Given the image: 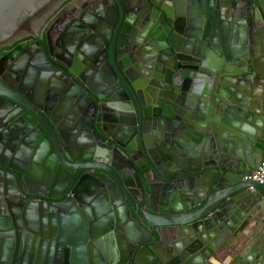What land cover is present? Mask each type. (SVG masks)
I'll return each mask as SVG.
<instances>
[{
  "label": "water",
  "instance_id": "water-1",
  "mask_svg": "<svg viewBox=\"0 0 264 264\" xmlns=\"http://www.w3.org/2000/svg\"><path fill=\"white\" fill-rule=\"evenodd\" d=\"M67 1L0 0V50L34 37ZM117 1L119 24L86 47L100 83L50 56L64 70L61 91L92 98L88 126L98 137L108 138L100 112L107 95L125 131L131 116L137 121L154 180L140 178L142 166L124 146L134 174L119 159H101L99 146L97 159H69L64 149L68 159L0 161V194L28 203L0 209V264H264V185L247 179L264 161V0H244L246 8L236 0H136L141 41L127 30V0ZM45 82L52 90L55 82ZM0 97L17 101L1 69ZM22 110L51 150L53 115ZM77 160L89 165L74 167ZM83 170L96 178L77 183V203L49 204L60 196L32 190L47 174ZM22 228L28 239L5 237ZM115 229L122 254L88 250L91 242L113 247Z\"/></svg>",
  "mask_w": 264,
  "mask_h": 264
},
{
  "label": "flooded vegetation",
  "instance_id": "flooded-vegetation-1",
  "mask_svg": "<svg viewBox=\"0 0 264 264\" xmlns=\"http://www.w3.org/2000/svg\"><path fill=\"white\" fill-rule=\"evenodd\" d=\"M236 1L243 3V7H245L244 0ZM251 1L255 2V0ZM125 9L129 14L127 23L129 28L127 30H129L132 39L141 41L139 34L142 30L138 20L141 12L139 13L137 1L127 0ZM121 12L122 8L117 0H68L45 21L34 37L24 38L12 46L0 50L1 76L6 78L7 85L15 94L17 101L23 103V106L20 107L17 101L14 103L0 97V161L11 165L15 159H68L62 154L64 149L70 153L69 159H97L95 148L99 146L104 153L101 159H119L134 174L136 171L132 165L123 160L127 159L120 148L124 146L137 159V165L142 166L137 170L140 178L144 182L145 176L151 181L154 180L150 168L145 166V160L139 149L137 121L131 116L129 118L130 126L125 131V126L120 120V113L122 112L120 108L113 105L109 100L111 97L107 95L100 112L101 131L108 138L98 137L88 126L93 114L92 98L83 92H78L75 99L68 98L59 86L60 82L65 79L64 70L53 60L54 58L65 64L69 62L76 70L78 68L77 71L80 76L94 81L97 72L93 71L91 65L88 64L87 55H85L86 47L95 42L97 37L100 38L99 33H107L108 29L112 30L118 25ZM81 49H83L82 52ZM133 55L129 53L128 56L134 58L135 55ZM49 75L50 78H48ZM45 79H52L55 82L52 90H50L51 88L48 89V83L45 82ZM73 80L76 79L73 78ZM94 83L97 85L100 82L94 81ZM70 86L75 87L71 83ZM145 89L152 90L149 86H145ZM95 101L97 104L99 103L97 98ZM23 107L30 108L37 114L53 115L57 123L56 126L51 127L53 131L51 132L55 138L52 141L51 150H49L48 145L46 147L47 135L45 131L32 123L30 117H27L23 112ZM81 121H85L88 128L83 127L84 129H81L78 125L82 123ZM146 134L151 152H154L157 142L156 134L149 130ZM113 139L117 142L115 143ZM38 150L43 151L42 157L37 152ZM85 165L89 164L80 163L77 160L73 166L82 167ZM17 176L22 180L21 176ZM82 178L85 180L95 179L96 176L92 171L83 170L61 172L55 175L47 174L42 185L36 184L33 180L30 181L33 191L60 196L57 200H48L49 204H74L77 202L70 199L71 193ZM103 188L105 189V187ZM148 190L149 188L145 187L146 193ZM25 197L32 202H40V198H32L28 195ZM89 202L91 203L93 200ZM26 204L28 203L17 195L10 194L7 197L3 193L0 194V209ZM115 232V234L113 232L115 241L113 247H109L107 242H104L103 246L91 242V247L88 246V250L90 252L95 251L100 255L103 251L106 257H108V252L112 250L122 254L125 248L117 239L118 231L116 229ZM7 236L15 240L16 238L28 239V234L23 228L9 231L5 237Z\"/></svg>",
  "mask_w": 264,
  "mask_h": 264
},
{
  "label": "built area",
  "instance_id": "built-area-1",
  "mask_svg": "<svg viewBox=\"0 0 264 264\" xmlns=\"http://www.w3.org/2000/svg\"><path fill=\"white\" fill-rule=\"evenodd\" d=\"M247 179L264 185V161L260 164L258 169Z\"/></svg>",
  "mask_w": 264,
  "mask_h": 264
}]
</instances>
